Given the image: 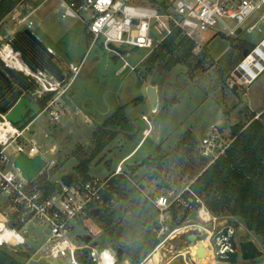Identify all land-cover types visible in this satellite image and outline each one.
Returning a JSON list of instances; mask_svg holds the SVG:
<instances>
[{
	"label": "rangeland",
	"instance_id": "1",
	"mask_svg": "<svg viewBox=\"0 0 264 264\" xmlns=\"http://www.w3.org/2000/svg\"><path fill=\"white\" fill-rule=\"evenodd\" d=\"M138 3L144 6L151 5L146 0ZM63 10L59 0H20L0 20V55L3 57L7 48L12 53L9 40L20 32L12 16L18 12L23 14L32 12L30 15V20L34 24L32 31L47 47H53L61 53L63 58L58 64L64 69L66 81L71 82L67 95L70 91L73 92L75 101L83 111L78 119L68 118L66 122L60 124H49L48 114H42L31 124V129L36 133L41 146L50 149L55 144L50 138L45 137L46 133L51 131L58 137V144H55L58 149L55 155H45L48 161L57 160V170L52 180L70 174L78 163L77 159L72 157V152L82 145L89 154L93 147L92 132L118 107L132 102L141 95L144 96V102L136 101L130 105L126 110L127 115L139 121L144 128L147 124L143 123L141 116L145 114L153 125L151 132L154 133L123 167V171L129 170L130 167L138 168L135 190L131 195V198L138 203L128 206L129 210L121 227H116L115 233L110 235L100 230L95 220H87V227L84 223L75 221L72 224L71 238L76 241L78 236L85 234L94 236L97 243L94 257L99 262L102 260L104 248L107 247H113L116 251L121 249L124 254L120 259L151 257L158 251L165 253V258L172 257L180 252L185 253L186 250H179V245L184 242L183 236L196 233L204 242L206 254L204 260L199 261L206 263V260L211 259L218 262L211 238L232 221V227L234 222L239 224L237 229L239 240H253L264 252L262 239L250 232L240 220L227 215L211 214L210 217L214 219L204 223L199 218L194 203L189 207L182 204L187 208L188 215L180 225L175 224L169 210V219L165 224L168 230L165 234H161L159 212L148 201L151 193H154V196L164 194L170 198L182 195L187 201L191 195L189 192L186 193V189L191 184L192 178L206 165L208 166V162H204L199 154L201 138L211 129H217L228 135L231 133L232 125L240 122L248 123L252 114H257L258 117L264 112V74L253 85L237 83L232 77L233 71L244 59V48H241L240 42L244 40L257 45L264 38V30L248 32L249 22L243 26V32L237 38H230L218 33L222 28L219 24L212 31L194 38L197 44L196 55L200 57L203 51L208 54L202 65L195 70L182 65L172 73H162L163 79H161L156 72L150 74L143 67L145 59L152 51L126 47L125 54L120 55L108 49L101 39L92 45V39H87L84 33V24L76 18L63 19ZM85 18L88 19V15ZM228 23L234 25L233 21ZM162 37L158 36L159 39ZM13 57L6 59V62L11 64L14 70L31 74L22 62V65L18 64L19 55L13 54ZM82 59H84L83 64ZM69 64L81 65L78 75L74 76L66 68ZM123 66L125 68L119 72ZM29 77L33 79L31 75ZM159 80L160 107L154 114L145 88L148 85H155ZM235 85L238 87L236 92H233ZM33 97L37 101L41 100L36 96ZM259 98L261 101H253ZM86 117L88 122H85ZM126 137L120 132L116 138L119 139L118 142L114 143L116 140L114 139L92 162L90 168L92 177L106 178L114 174L119 159L134 147L130 142L125 150L120 151V146L127 141ZM139 138L140 130L137 131L136 140ZM185 139H189V145L185 144ZM109 148L111 151H116L111 154L108 152ZM163 154L169 156L162 169L141 165L148 157ZM7 201L6 196L0 195V204H5ZM180 205L177 203L176 207ZM176 230L179 232L174 233ZM22 233L26 237L27 244L12 245V248L20 253H29L30 256L32 251L39 249L47 238L42 226L33 223L28 224ZM153 243L155 244L152 245ZM197 249L198 247L193 246L189 251L193 252L198 261ZM255 261L256 264H264V255ZM242 262L244 261L239 260L237 264ZM27 264H70V262L68 259L52 260L39 254L33 256Z\"/></svg>",
	"mask_w": 264,
	"mask_h": 264
},
{
	"label": "built area",
	"instance_id": "2",
	"mask_svg": "<svg viewBox=\"0 0 264 264\" xmlns=\"http://www.w3.org/2000/svg\"><path fill=\"white\" fill-rule=\"evenodd\" d=\"M59 1L64 9L62 18L79 19L93 36L92 45L101 39L107 48L109 44H112L123 51L126 47L153 51L172 33L174 28H179L191 39L212 31L219 24L222 28L218 33L230 38H237L243 32V26L249 22L248 32L264 30V0H146L151 4L150 6L139 5L138 2L142 0ZM160 1H163V4ZM31 13L18 12L12 16L21 31L32 30L34 24L30 20ZM87 15L88 19L85 18ZM254 16H256L255 20ZM229 21H233L234 25H230ZM238 30H241L240 34ZM158 36L163 37L159 39ZM66 68L75 76L79 74L81 65L69 64ZM263 69L264 38L239 63L232 77L237 80V83L250 85ZM30 73L28 75L33 77L32 80L36 86L35 96L43 99L51 94L39 116L48 114L52 123L60 124L66 113V104L63 99L71 86V82L66 81L64 69V81H59L48 71L39 70ZM76 113H79L78 109ZM2 117L3 120L0 121V195L6 196L8 201L0 204V245L14 250L12 245L27 244L22 232L28 224L33 223L42 226L47 238L39 249L32 251L31 256L27 253L29 260L40 254L52 260L68 259L70 264H83L81 257L87 251L95 264H118V253L113 247L104 248L102 260L98 262L94 257L97 245L94 236L91 235L92 244H86L78 237L76 241L73 240L71 232L73 222H82L89 217L92 210L101 209L105 205L104 194L109 191L111 178L117 174H123L124 171L118 168L114 174L106 178L91 177L89 180H82L74 177L70 186L64 185L59 177L55 180L58 185L57 191L46 196L41 189L32 184L33 181L28 182L22 176L20 169L15 166V161L20 154H26L30 158L40 155L47 163L41 173L49 172L57 163L55 159L48 161L45 156L52 154V151L43 152L35 141H30L29 144L23 141L32 122L24 128H19L5 115ZM143 119L149 124V135L152 131L151 121L147 116ZM228 135L217 129H211L201 138L199 154L208 162V166L226 155L232 143L230 134ZM186 191L191 195L187 201L182 195L174 198L164 194L157 195L155 198L148 197L159 212L161 234H165L168 230L165 224L169 219L168 211L173 204L179 203L189 207L191 203H194L197 206L198 216L204 223L214 219L210 217L207 220L205 216H211V213L204 203L189 187ZM176 232L179 231H174Z\"/></svg>",
	"mask_w": 264,
	"mask_h": 264
},
{
	"label": "trees",
	"instance_id": "3",
	"mask_svg": "<svg viewBox=\"0 0 264 264\" xmlns=\"http://www.w3.org/2000/svg\"><path fill=\"white\" fill-rule=\"evenodd\" d=\"M19 2L20 0H0V20ZM160 3L163 4V1ZM240 44L241 48H244L243 58L256 47L244 40ZM196 48L197 44L194 39L187 37L179 28H174L172 33L147 56L143 67L150 74L156 71L172 73L182 65L195 70L203 64L208 56L207 52L203 51L198 57L195 53ZM50 97L51 94L37 102L43 108ZM140 100L141 98H137L118 107L94 131L93 147L89 154L86 153L83 146H78L72 152V157L78 161L70 173L73 177L89 180L92 162L106 150L120 132H123L129 140L135 138L138 129L135 122L128 117L126 110L134 102ZM256 116L257 114H252L248 123L240 122L232 125L230 133L232 143L226 155L215 163L206 165L199 174H195L189 189L201 199L211 214L214 216L227 215L240 220L250 232H253L264 242V112L258 118ZM184 142L190 144L189 139H185ZM168 156V154H163L148 157L141 165L162 169ZM202 159L206 162L204 158ZM137 169L130 167L123 174H117L111 178L109 191L104 194L105 205L101 208L102 213L98 216L90 214L87 219H84L83 223L86 227L87 220H95L100 230L110 235L115 233L116 227H121L124 210L130 204L138 203L137 200L131 198L135 190ZM56 170L57 163L49 172L41 173L32 182L46 196L57 191L58 185L55 180H52ZM155 196L154 193L150 194V198H155ZM169 210L176 225H180L188 215L187 208L182 205L176 207V204H173ZM232 224V221L228 223L230 226ZM238 225L234 222L235 229H238ZM117 252L119 259L122 258L124 252L121 249H117ZM25 256L29 257L28 254ZM81 261L83 264H95L87 251L84 252ZM0 264L19 263L0 251ZM240 264H256V261Z\"/></svg>",
	"mask_w": 264,
	"mask_h": 264
},
{
	"label": "water",
	"instance_id": "4",
	"mask_svg": "<svg viewBox=\"0 0 264 264\" xmlns=\"http://www.w3.org/2000/svg\"><path fill=\"white\" fill-rule=\"evenodd\" d=\"M240 31L241 30H238V34H240ZM20 34L27 36L45 57V66L41 68V70L52 73L59 81H64L65 75L63 73V68L55 60V55L52 50L47 47L32 30L24 29L20 31ZM108 48L120 55L124 54L123 50L116 48L112 44H109ZM12 53L19 55V58H21V50H16L12 47ZM23 61L25 62V59H23ZM33 70L34 72H37L36 69ZM156 73L161 79H163L161 77V71H156ZM263 74L264 69L257 74V76L251 81L250 85H253ZM20 77L29 78V75L26 74V72L23 73L20 71L18 78ZM159 84L160 80L157 81L155 85H148L145 88L147 96L152 103V112L154 114L158 112L160 107L158 92ZM237 87V85L233 86V92H236ZM41 112L42 106L36 100L25 94L23 89L12 92L3 103H0V121L3 120L2 115H5L9 121L17 125L19 128H24L33 122ZM46 164V161L40 155L30 158L26 154H20L15 161V166L20 169L22 176L28 182L36 179L44 170ZM73 181L74 177L71 174H64L61 176V182L64 185L70 186ZM129 207L124 210V217L126 216ZM101 213L102 209L100 208L94 209L90 212L92 216H98ZM78 239L86 244H92L91 235L85 234L83 236H78ZM183 240L184 242L179 245V250H187L197 245L198 249L196 251V257L198 258V261H203L206 256L204 253L205 247L204 242L200 239L199 235L196 233H189L183 236ZM211 243L217 261L223 264H237L239 260L244 262L255 261L264 255V252L253 240H239L237 237V229L230 225H226L216 232L211 238ZM0 251L19 264H27L29 261L28 256L11 250L5 245H0Z\"/></svg>",
	"mask_w": 264,
	"mask_h": 264
},
{
	"label": "crops",
	"instance_id": "5",
	"mask_svg": "<svg viewBox=\"0 0 264 264\" xmlns=\"http://www.w3.org/2000/svg\"><path fill=\"white\" fill-rule=\"evenodd\" d=\"M84 33H85V35H86V37H87V39H92V41H93V36L88 32V30L86 29V27L84 26ZM92 43V42H91ZM49 48L52 50V52L54 53V55H55V58H56V61L57 62H61V60H62V55H61V53H59V52H57L53 47H50L49 46ZM124 54H125V51H124ZM83 60L84 59H82V61H81V63L83 64ZM80 65V64H79ZM83 67V66H82ZM125 68V66H123L122 67V69H120V71L119 72H121L123 69ZM138 98H141V100L139 101V102H144V96H139ZM64 102H65V104H66V113H65V115L66 116H64V118H63V121L62 122H66L67 121V119L68 118H71V119H73V120H75V119H78V117L83 113V111L81 110V108L78 106V104H77V102L75 101V97H74V93L73 92H71L70 91V94L69 95H67L64 99ZM257 100H260L261 101V98H259V99H255V100H253V101H257ZM132 101V100H131ZM129 103V102H128ZM79 110V113L77 114L76 113V110ZM144 116H146L145 114H143L142 116H141V120H143V123L144 124H147V127H144V128H142V125H140V123H139V121H136L135 119H132V118H130V119H132L134 122H135V124H136V127H137V129L138 130H140V138L138 139V140H136V137H137V135L135 136V138L133 139V140H129L127 137V141L125 142V143H123L122 144V146H120V151H122V150H125V148L126 147H128V145L130 144V142L131 143H133L134 144V147L132 148V149H130V151L127 153V154H125L124 156H122L120 159H119V162H118V164H117V168H116V170L118 169V168H121L122 170H123V167H124V165L130 160V159H132L133 157H134V155L136 154V152H137V150L140 148V147H143L144 146V144H145V142L147 141V139L150 137V136H152V135H154V133L152 134V132L148 135V132H149V124L146 122V121H144V119H143V117ZM39 117H41V116H39ZM138 118V117H137ZM107 119V118H106ZM105 119V120H106ZM138 119H140V117L138 118ZM49 124L51 123L52 124V121H51V119H50V117H49ZM104 120V121H105ZM103 121V122H104ZM61 122V123H62ZM85 122H88V118L86 117L85 118ZM54 124V123H53ZM103 124V123H102ZM101 124V125H102ZM151 125H152V123H151ZM100 127V126H99ZM152 127H153V125H152ZM95 131V130H94ZM94 131L92 132V137H93V133H94ZM54 132H48V133H46L45 134V137L46 138H50L51 139V142L52 143H55V144H58V137H57V135L56 134H53ZM142 135H144V136H142ZM148 135V136H147ZM91 137V138H92ZM117 138V137H116ZM115 138V139H116ZM119 140V139H118ZM118 140L116 139L115 141H114V143H117L118 142ZM136 140V141H135ZM23 141L26 143V144H29V142L30 141H35L36 142V144H37V146L39 147V149L40 150H51L52 151V154H50L51 156H53V155H55V151L58 149V147L54 144V146L53 147H51L50 149L49 148H47V147H44L43 145L41 146L40 144H39V141H38V139L36 138V133L34 132V131H32V129H31V127H30V130L26 133V135H25V138L23 139ZM111 144V143H110ZM82 146V145H81ZM110 149V148H109ZM108 149V150H109ZM152 150H155V149H152ZM116 150H112L111 151V149L108 151L109 153H113V152H115ZM117 151H119V150H117ZM56 160V159H55ZM56 162H57V160H56ZM109 166V165H108ZM115 170V171H116ZM114 171V172H115ZM111 176V175H110ZM92 177V176H91ZM158 195H160V194H158ZM134 204H136V203H134ZM82 223H83V220H82ZM100 232V231H99ZM102 232V231H101ZM184 251V250H183ZM167 254H169V253H167ZM166 254L165 253H163V252H161V251H158V252H156V253H153L152 254V256L151 257H140V258H136V259H133V258H130V257H126V258H123V259H119V262L121 263V264H222V263H220V262H216L215 260H211V259H208V261L206 260V263H202V262H200V261H197L196 259H195V256H194V254H193V252H191V251H189V249H187L186 251H185V253L184 252H180L179 254H177V255H175V256H172V257H167V258H165L164 256H165Z\"/></svg>",
	"mask_w": 264,
	"mask_h": 264
},
{
	"label": "flooded vegetation",
	"instance_id": "6",
	"mask_svg": "<svg viewBox=\"0 0 264 264\" xmlns=\"http://www.w3.org/2000/svg\"><path fill=\"white\" fill-rule=\"evenodd\" d=\"M9 43L11 48L14 47L16 50L22 51L20 60L30 72H34L33 69L39 71L45 66V57L27 36L17 32L9 40ZM12 57L13 54L8 48L5 50L3 57L0 55V103H3L12 92L20 89H23L25 94L30 96L32 99H34L33 96H35L36 86L34 81L30 77L18 78L20 72L14 70L13 66L6 62V59ZM23 59H25V62ZM20 60L17 62L19 63Z\"/></svg>",
	"mask_w": 264,
	"mask_h": 264
},
{
	"label": "bare ground",
	"instance_id": "7",
	"mask_svg": "<svg viewBox=\"0 0 264 264\" xmlns=\"http://www.w3.org/2000/svg\"><path fill=\"white\" fill-rule=\"evenodd\" d=\"M18 64H19V65H22L21 61H20ZM26 71H27V70H26ZM27 73H28V72H27ZM205 218H206L207 220H209L210 215H206Z\"/></svg>",
	"mask_w": 264,
	"mask_h": 264
},
{
	"label": "snow or ice",
	"instance_id": "8",
	"mask_svg": "<svg viewBox=\"0 0 264 264\" xmlns=\"http://www.w3.org/2000/svg\"><path fill=\"white\" fill-rule=\"evenodd\" d=\"M106 2H107V0H106Z\"/></svg>",
	"mask_w": 264,
	"mask_h": 264
}]
</instances>
